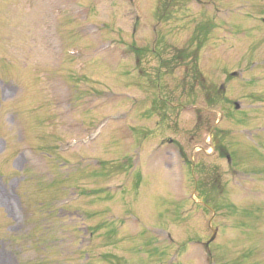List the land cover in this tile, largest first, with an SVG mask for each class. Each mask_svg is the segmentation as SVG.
<instances>
[{"label":"rangeland","instance_id":"374dc122","mask_svg":"<svg viewBox=\"0 0 264 264\" xmlns=\"http://www.w3.org/2000/svg\"><path fill=\"white\" fill-rule=\"evenodd\" d=\"M211 224L264 264V0H0V264H208Z\"/></svg>","mask_w":264,"mask_h":264},{"label":"flooded vegetation","instance_id":"af4514ba","mask_svg":"<svg viewBox=\"0 0 264 264\" xmlns=\"http://www.w3.org/2000/svg\"><path fill=\"white\" fill-rule=\"evenodd\" d=\"M226 79H227V77H226ZM224 82H226L225 79H224ZM224 82H223V84L221 85V87H223V85L225 84ZM168 141H169L170 143L174 142V143H175V146L177 147V149L180 150V149H179L180 144H179L176 140H174V139H169Z\"/></svg>","mask_w":264,"mask_h":264}]
</instances>
